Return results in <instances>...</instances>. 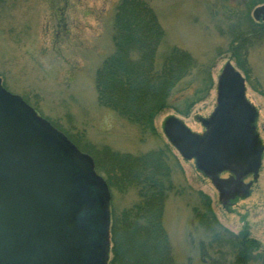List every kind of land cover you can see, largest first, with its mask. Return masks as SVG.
Listing matches in <instances>:
<instances>
[{"label":"rangeland","instance_id":"obj_1","mask_svg":"<svg viewBox=\"0 0 264 264\" xmlns=\"http://www.w3.org/2000/svg\"><path fill=\"white\" fill-rule=\"evenodd\" d=\"M121 1L0 0L3 87L82 150L94 147L100 158L103 147L133 155L168 148L181 169L173 182L182 193H170L162 218L175 264H201L200 230L192 214V207L201 202L199 192L210 199L221 225L235 234L247 230L264 250V24L254 23V8L248 10L245 0H144L164 32L157 63L172 48L184 50L209 69L212 86L184 116L173 107H184L180 99L191 96L196 85L182 92L193 77L183 81L170 107L154 119L156 135H143L101 107L94 87L95 72L112 49L113 18ZM227 67L243 81L241 99L253 112L247 129L259 158L255 170L243 178L248 190L223 205L211 174L196 158L184 157L167 131L172 134L180 128L197 137L207 134L219 105L226 103L218 80ZM95 174L105 182L103 174ZM227 176L220 173L216 180ZM111 193L116 211L138 200L132 190Z\"/></svg>","mask_w":264,"mask_h":264},{"label":"water","instance_id":"obj_2","mask_svg":"<svg viewBox=\"0 0 264 264\" xmlns=\"http://www.w3.org/2000/svg\"><path fill=\"white\" fill-rule=\"evenodd\" d=\"M259 16L264 20V6L252 13ZM219 80L222 106L237 115L220 120L224 109L218 107L205 136L180 128L167 134L184 157L196 158L211 174L227 201L259 157L247 129L243 81L228 67ZM222 168L236 170L233 184L217 182ZM108 201L92 158L0 85V264H106Z\"/></svg>","mask_w":264,"mask_h":264},{"label":"trees","instance_id":"obj_3","mask_svg":"<svg viewBox=\"0 0 264 264\" xmlns=\"http://www.w3.org/2000/svg\"><path fill=\"white\" fill-rule=\"evenodd\" d=\"M244 5L249 10L264 5V0H245ZM248 22L253 25L250 19ZM254 23L264 24V21ZM251 33L256 30L252 29ZM163 38L157 16L147 2L122 0L113 18L111 52L94 76L98 104L137 127L143 135H156L153 121L170 107L174 93L181 92L178 88L183 81L193 77L182 92L196 85L191 96L180 99L184 107H173L177 114L184 116L192 105L206 97L212 86L209 69L199 65L184 50L172 48L157 63L156 53ZM65 137L82 150L77 141ZM92 148L89 146L82 152L91 154L95 172L106 177L109 193L106 264H175L162 218L170 193H182L173 182L176 173H181L177 159L165 145L136 155L103 147L102 158ZM112 190L123 194L135 191L138 200L116 211ZM198 195L201 202L192 207V214L200 230L199 262L264 264L260 243L245 229L235 234L221 225L210 199L200 192Z\"/></svg>","mask_w":264,"mask_h":264},{"label":"flooded vegetation","instance_id":"obj_4","mask_svg":"<svg viewBox=\"0 0 264 264\" xmlns=\"http://www.w3.org/2000/svg\"><path fill=\"white\" fill-rule=\"evenodd\" d=\"M260 7V6H259ZM258 6L257 7H255L254 8V10L255 9H257V8H259ZM252 19H253V21H255V22H262V21H264L263 19H262V17L261 16H259V18L257 19V20H255L253 17H252ZM220 80H218V82H219ZM0 85H1V88L2 89H4L5 91H7L4 87H3V85H2V80H1V78H0ZM8 92V91H7ZM8 93H10V92H8ZM11 94V93H10ZM226 106V105H225ZM225 106H222V104H220L219 105V108H221L222 107V109H224V113H223V117H222V119H221V117H220V120H224L227 116H229V115H237V111L234 109V108H232V107H228V108H225ZM224 107V108H223ZM219 108H218V110H217V112H216V114L214 115V117H213V119L211 120V124H212V126L214 125V124H216V121H215V117H216V115H217V113H218V111H219ZM247 108V110H248V121L252 118V116H253V112L248 108V107H246ZM211 128H209V130H210ZM209 130H208V132H209ZM208 132H207V134H208ZM221 171H220V173H227L228 174V176H227V178L225 179L226 181H228L229 183H227V184H233V182L236 180V170H230V169H226V168H222V169H220ZM251 172H253V171H250L249 170V168H248V171L244 174V176L245 175H247V174H249V173H251ZM244 176L243 177H241V178H239V182L243 185V186H241V188H232L231 190H230V193L228 192V193H226V195H228V194H230V195H228V196H230V199H228L227 201H225L226 199H221L222 200V203H223V205H225L226 204V202H228L229 200H231V198H234V197H236V196H240L242 193H243V191H247L248 190V188H247V186H245L244 184H243V178H244Z\"/></svg>","mask_w":264,"mask_h":264}]
</instances>
